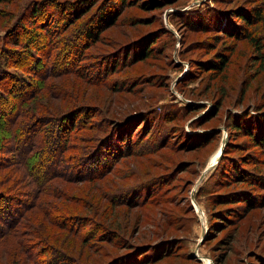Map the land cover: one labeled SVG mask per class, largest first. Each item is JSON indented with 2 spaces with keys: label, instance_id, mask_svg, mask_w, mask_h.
<instances>
[{
  "label": "rangeland",
  "instance_id": "374dc122",
  "mask_svg": "<svg viewBox=\"0 0 264 264\" xmlns=\"http://www.w3.org/2000/svg\"><path fill=\"white\" fill-rule=\"evenodd\" d=\"M44 1L57 20L53 43L30 21L38 0L0 2V95L6 82H39L13 61L27 57L32 29L47 86L15 121L87 113L69 134L61 177L45 166L57 168V157L19 161L8 150L13 129L0 131V155L11 158L0 191L18 204L14 232L3 236L0 219V264H264V146L250 132L264 128V0ZM131 117L137 152L114 162L110 130L119 136ZM94 150L96 163L85 164Z\"/></svg>",
  "mask_w": 264,
  "mask_h": 264
},
{
  "label": "trees",
  "instance_id": "16d2710c",
  "mask_svg": "<svg viewBox=\"0 0 264 264\" xmlns=\"http://www.w3.org/2000/svg\"><path fill=\"white\" fill-rule=\"evenodd\" d=\"M3 1H6V0H0V2H3ZM48 1L51 2V0H48ZM118 1H120L121 3L122 2L124 3V0H118ZM46 3H47V1H44V0H38V2L36 4L34 3L33 7L31 8V11L29 13V18H30L31 23L32 22L38 23V26L40 25L39 26L40 29H41V27L44 28L45 33H47V36L49 37V39L51 41L50 43H53L55 41V38H56L55 33L57 31L55 32L53 30L54 28L52 25L53 24L56 25L57 20L53 21L55 18H53V14H50L48 11L49 10L48 8H50L51 5H50V3L48 5H46ZM114 10H116V9H114ZM114 14H115V11H113L112 16L107 17L108 19H107L106 23L112 21ZM234 16L236 18L241 19L244 23L246 20H248L246 15H244L243 13H238ZM227 19H228V23H230L228 28L235 27L237 29L240 26L236 22V20H234L229 15H227ZM223 30L231 32V30H226V29H223ZM97 31H98V29H97ZM97 31L95 34V31H88V29L85 30V32H84L85 38L90 39V38H94L95 36L97 37V35H98ZM29 33H31V34H29L26 37L27 38L26 42H28L27 43V49H26L27 57L25 58L24 56H22L24 59H19V60H15L13 58V61L16 62L15 66H18L19 68L24 69L28 74L35 75V77L39 79V82L42 80H43L42 82H45V80L47 79V76H48L44 72L43 66H45V64L41 63L40 60L37 59L33 55L35 50L37 48L39 49L37 43L38 44L42 43V40H41L42 37H40L38 35V33H34L32 31V29H30ZM249 36L250 35H248V37ZM253 40H256V39H253ZM21 41L22 40H21L20 36L19 37L17 36V39H15L13 42H16L15 44H19ZM77 42H78V40H77ZM150 43L152 44V40L149 42V44ZM256 43L259 47V45H260L259 40L256 41ZM149 44H147V46H145L142 49V54H144L143 56H147L150 53L149 51L151 50V48H150L151 46H149ZM58 50H61V48L58 47ZM72 50H74V46L69 47L67 57H64L65 60L72 62L73 55H74L73 53H71ZM2 56L3 55H0V57H2ZM56 57H55V59H56ZM6 59H8V58H5V60ZM19 63H22V64H19ZM31 66H36V69L35 70L32 69ZM29 68H31V69H29ZM42 73H45V74H42ZM39 82H38V80H35V82L32 80L29 83H25V85H19L16 81L14 82L13 85H10V83L6 82V84H8L7 87H5V88H8L6 90L8 92L7 97L0 95V131H2V130H8L9 131L10 128L13 129L12 136H14V137L12 139L14 140V142H13V145L8 150L12 151L13 153L15 152V154H17V156H18L19 161L23 160L26 163L29 159L36 157L37 155H38V157H40V159L45 157V156L46 157L47 156L57 157V163H56L57 168L52 166V164L50 165L48 163H47L48 165L46 164L45 166H47V167L51 166V168H52L51 170L55 171V173L61 177L63 175V173L60 171V168H63V158L65 157L64 155L66 154L65 153L66 150L69 149V147H68V146H70L69 141L74 140L76 138L75 134H73L74 132L72 133V135H69V134L77 126V123L79 121L78 117H80V114H82L83 112L87 113V111L83 107H82L83 109L69 110L63 116H60V117L58 116V118H57V116L53 117V119H51V121H50V125H48V126H44V125H46V124H44L45 122L43 120L39 121L38 119H36L33 123H32V120H30L29 122H23V123L20 120L15 121V119L17 118V117H15V115L17 114L16 110H19L20 107L22 106V104L27 102L31 98L33 93L36 94L37 91L40 92L43 88L44 89L46 88L47 83H44V84L40 83L39 84ZM11 99H13V100H11ZM21 111L19 110L20 114H22V112H23V111L22 112ZM83 114H82V116H83ZM132 117H134V116H132ZM132 117L128 120L129 123L120 124L117 127V129H121L119 136H118V134H119L118 132H116L114 134L110 130L111 135L114 136V138L116 139L115 141L112 142V144L108 142L109 137L106 139V141L108 142L106 144V147H107L106 149L110 150V158L114 157V160H113L114 162H116V160L119 157L126 156V154H130V155L132 154L133 155V154H136V152H137L136 147L134 148V146H133V144H131V140H130V136L132 135L133 132L130 135V130H129V132L127 131V127L130 125V123L133 124V118ZM6 118H7V121H5ZM262 118H264V116H262ZM5 122L7 124H5ZM10 123L12 125H10ZM30 124L36 125V129L34 131H36V133L38 132L37 133L38 135L37 136L30 135L31 140H29V143L26 145V144L21 143L19 141V138H20L19 136L27 126L30 127ZM51 124H53V125H51ZM85 124H86L85 122L80 123L81 128H84ZM3 126H5V127H3ZM240 128L243 129V127L239 126V125L237 127H234V129H236V130L240 129ZM117 129H115V130H117ZM40 130H42V131H40ZM250 132H251V136L257 140V142L255 143V146L262 148L264 146V128H263V131H261V132L260 131L255 132V130L250 131ZM69 137H73V138L70 139ZM27 139H28V137L25 138V140H27ZM131 139H132V136H131ZM31 141H33V144ZM30 143L32 144V147H31ZM44 143H45V148H43L41 150V148L44 146ZM52 143H55L54 144L55 149L53 147H51ZM36 144H38V146H36ZM109 144H111V145H109ZM8 145H10V143L7 144V148L9 147ZM46 146H47V148H46ZM1 147L2 146H0V152L1 151L7 152L6 149H4L3 147L1 148ZM100 153H101L100 151L98 153L96 152V150L92 151V153L89 154L90 157L88 159H86L85 164L96 163V158L98 157V155ZM93 156H95V158L93 159V161H91L92 159H90V158ZM105 156H106V154L104 155L102 153V156H101L102 158L100 159L101 164L103 162L102 159L105 158ZM220 158H221V156H220ZM9 159L11 160L10 157L0 155V168L6 167L8 164H10V163H8ZM3 163H8V164L6 165ZM45 166H44V168H46ZM29 174H30L29 177H31V179H33L35 184H37V182H39L38 184H42L44 181H46L45 180L46 179L45 174H43V176H44L43 179H38V177H40V175L35 176L31 173L30 170H29ZM233 174H235V173H233ZM9 197H11V196L0 191V219L4 220L2 218V215H6L8 218L7 221H4L5 222L4 227H5V229L8 228V232H6V231H5L6 233L3 232V236L14 232L18 226V218H14V217L12 218L13 214L10 212V211L15 212L16 210H18L17 209L18 204L15 205L14 207H12L13 202L11 203L9 201V199H10ZM18 200H20L19 203H21V204L23 203L22 199H18ZM8 206H11V208L8 209ZM26 207H28V206H26ZM19 224H20V222H19ZM126 253H129V251L125 252L123 254H126ZM108 263L109 262H107L106 264H108ZM52 264H56V262L52 263Z\"/></svg>",
  "mask_w": 264,
  "mask_h": 264
},
{
  "label": "water",
  "instance_id": "95a60500",
  "mask_svg": "<svg viewBox=\"0 0 264 264\" xmlns=\"http://www.w3.org/2000/svg\"><path fill=\"white\" fill-rule=\"evenodd\" d=\"M221 150H222V148H221L220 151H219V155H220V153H221ZM219 155H218V156H219ZM217 158H218V157H217Z\"/></svg>",
  "mask_w": 264,
  "mask_h": 264
}]
</instances>
